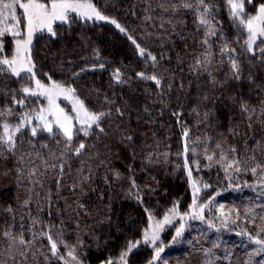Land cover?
I'll return each instance as SVG.
<instances>
[{
	"label": "trees",
	"instance_id": "trees-1",
	"mask_svg": "<svg viewBox=\"0 0 264 264\" xmlns=\"http://www.w3.org/2000/svg\"><path fill=\"white\" fill-rule=\"evenodd\" d=\"M204 3L214 34L199 23L198 0H95L116 23L73 15L55 36L35 37L36 79L75 89L105 116L88 135L76 127L71 142L55 129L33 137V120L13 148L0 143V252L13 251L9 264H264L255 243L264 240V44L247 51L228 0ZM261 3L244 0L243 15ZM29 75L0 73V136L4 123L46 105L24 96L35 87ZM166 215L155 243L145 241Z\"/></svg>",
	"mask_w": 264,
	"mask_h": 264
},
{
	"label": "snow or ice",
	"instance_id": "snow-or-ice-1",
	"mask_svg": "<svg viewBox=\"0 0 264 264\" xmlns=\"http://www.w3.org/2000/svg\"><path fill=\"white\" fill-rule=\"evenodd\" d=\"M199 4L204 7V14L199 18V23L203 26L209 27L210 34H214L215 30L211 28V21L206 18L208 9L205 5L204 0H198ZM249 3L252 0H248ZM228 3L231 8V12L234 18L239 19V24L242 25L248 33L247 40L245 44L247 45V51L253 52L254 45H257V40H260L261 44H264V3H261L256 10V15L244 16V0H228ZM21 11V16L17 15V11ZM71 14H76L79 17H86L92 19L95 17L97 20H107L108 17L101 15L88 0H0V36H3L6 32H11L14 37H20L16 40L15 52L11 58H0V73H10L12 76L22 79V73L30 74L29 79L34 81L35 87L24 86L22 92L25 97H43L47 101V107H42L35 112L34 116H29L27 114L23 115L21 122L15 126L11 127L8 123L3 124V136H0V143H3L9 147L13 148L15 145L14 136L21 132L25 127L31 125L33 120L37 122V126L31 127V135L35 137L37 135V127L41 131H46L49 134L55 135L54 129L57 130L66 141L71 142L74 135L78 134L80 129H76L73 121L81 125V128L84 130V134L88 135V129L92 128L93 125L99 127V121L105 116V113H94L89 111L84 103L76 98L75 89L71 87H65L62 84L52 82L50 85H46L41 80L36 79V73L34 71L35 64L32 60L31 46L33 42V37L38 32L47 31L52 36L56 35L53 25L59 21L62 23H68L71 18ZM22 17V18H21ZM243 17V18H241ZM9 21L13 22L9 24ZM112 23H116L114 20ZM23 23L25 31L22 32L20 25ZM120 28V31L123 32L124 29L120 25H116ZM135 43V41H133ZM207 43V41H204ZM139 47V46H137ZM258 47V45H257ZM0 51H3V48L0 47ZM222 51H234L229 49L227 45L222 48ZM261 52H264V48H260ZM140 54L143 56L144 49H140ZM153 61L156 60L154 56L151 57ZM199 64L200 61H197ZM103 67V65H101ZM231 68L234 74L239 73V64L237 61H231ZM115 79L117 82L121 80V74L119 70L116 71ZM138 75L144 80H151L157 86H160L161 81L157 78L156 75H146L141 72ZM238 78V76H237ZM63 97L66 100L72 101L71 111L75 113V117L69 115L64 108L60 107L57 103V100L60 97ZM20 106L24 105V100L21 99L17 101ZM246 107V106H245ZM11 109L8 110L11 114ZM119 111V109H117ZM103 129H101L102 131ZM188 135L187 132L184 134ZM217 147H220L217 145ZM85 148L84 143H80L79 146L75 149L77 155L80 154L81 150ZM187 151V149H185ZM234 151V149H233ZM223 158V157H222ZM209 160L212 159L211 156L208 157ZM187 166V164H186ZM229 167L232 165L229 164ZM238 170V169H237ZM255 172V169H253ZM189 177H191V172L189 171ZM195 188V185H193ZM198 191V189H196ZM193 206H195V200L193 201ZM175 212V209L172 210ZM202 218V217H201ZM152 219L151 217L149 218ZM170 222L169 216L164 217L163 222H158L153 228L150 224L151 237L149 232L145 231L144 239L145 241L151 240L155 243L158 239L157 232L162 229L163 224ZM211 226V225H210ZM182 227L177 229L176 235L180 236ZM49 241H52V237H48ZM21 244H24L23 239L20 240ZM255 243L264 245V240L257 239ZM135 245H131L134 247ZM129 248V251L131 250ZM52 252L55 255L57 252V244L51 243ZM160 250L156 252V257H159ZM69 255H72L69 252ZM128 255V252L121 254V259L123 260L125 256ZM72 259L76 260L77 258L72 255ZM77 264H80L77 261ZM105 264H113L111 260H107Z\"/></svg>",
	"mask_w": 264,
	"mask_h": 264
},
{
	"label": "rangeland",
	"instance_id": "rangeland-1",
	"mask_svg": "<svg viewBox=\"0 0 264 264\" xmlns=\"http://www.w3.org/2000/svg\"><path fill=\"white\" fill-rule=\"evenodd\" d=\"M88 2H90L96 9H97V6L95 4V0H88ZM98 10V9H97ZM99 11V10H98ZM17 15L18 16H21V11L18 10L17 11ZM76 16V14H71V16ZM103 15V14H101ZM104 16V15H103ZM79 17V16H77ZM83 20H88V21H94V22H101V23H110L111 22V19H107V20H97L95 17H93L92 19H88L86 17H79ZM13 22L9 21V24H11ZM62 22H59L57 21L54 25H53V28L57 25V24H60ZM21 31L24 32L25 29H24V25L23 23L19 26ZM40 33H48L47 31H44V32H38L34 35L33 37V42H34V39L35 37L40 34ZM50 34V33H48ZM20 37H14L12 35L11 32H6L3 36H0V47L3 48V51H0V58H4V57H7V58H11V56L14 54L15 52V47H16V40L19 39ZM260 40L258 39L257 40V43L259 42ZM32 42V43H33ZM35 71V69H34ZM22 74H25V73H22ZM45 83L46 85H50L52 82H43ZM77 98V97H76ZM79 99V98H78ZM80 100V99H79ZM57 103L59 104L60 107L64 108V110L68 113V108L70 110V113H68L69 115H72L73 117H75V113L71 111L72 109V101L70 100H66L64 99L62 96L57 100ZM45 107H47V101H46V105ZM73 123L75 124V127H80L81 128V125L76 123L75 120L73 121ZM93 126H96V125H93ZM160 222H163V221H160ZM157 224V223H156ZM155 224V225H156ZM155 225L153 226V228L155 227ZM167 224H163V228H165ZM161 229V230H162ZM159 230V231H161ZM151 231L152 229L150 230V233H149V236L151 237ZM158 231V232H159ZM157 232V234H158ZM151 239V238H150ZM13 248V247H12ZM4 252H0V262L2 261L4 264H9L8 261H6L5 259L6 258H13V251H11L10 249H8L7 251L3 250Z\"/></svg>",
	"mask_w": 264,
	"mask_h": 264
}]
</instances>
